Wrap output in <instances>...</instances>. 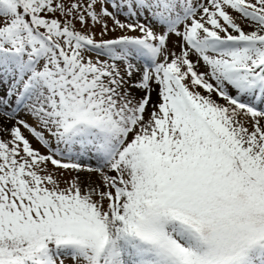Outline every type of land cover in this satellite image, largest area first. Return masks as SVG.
<instances>
[{"label":"snow or ice","instance_id":"1","mask_svg":"<svg viewBox=\"0 0 264 264\" xmlns=\"http://www.w3.org/2000/svg\"><path fill=\"white\" fill-rule=\"evenodd\" d=\"M0 264H264V0H0Z\"/></svg>","mask_w":264,"mask_h":264},{"label":"rangeland","instance_id":"2","mask_svg":"<svg viewBox=\"0 0 264 264\" xmlns=\"http://www.w3.org/2000/svg\"><path fill=\"white\" fill-rule=\"evenodd\" d=\"M25 135H28V133L27 132H25ZM29 139H32L31 137H29ZM32 143H33V146L34 147H39V145L36 143V141L35 140H32Z\"/></svg>","mask_w":264,"mask_h":264}]
</instances>
